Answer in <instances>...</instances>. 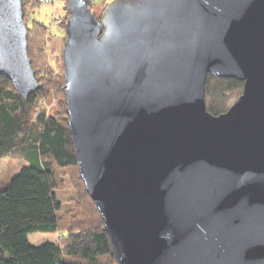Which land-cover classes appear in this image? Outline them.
<instances>
[{"label":"water","instance_id":"1","mask_svg":"<svg viewBox=\"0 0 264 264\" xmlns=\"http://www.w3.org/2000/svg\"><path fill=\"white\" fill-rule=\"evenodd\" d=\"M66 124L117 264H264V0H64ZM0 75L38 89L21 0ZM243 82L219 115L208 76Z\"/></svg>","mask_w":264,"mask_h":264},{"label":"trees","instance_id":"2","mask_svg":"<svg viewBox=\"0 0 264 264\" xmlns=\"http://www.w3.org/2000/svg\"><path fill=\"white\" fill-rule=\"evenodd\" d=\"M26 2L32 9L41 4L38 0H21L23 16ZM65 10V18L57 20L63 31L68 17L66 5ZM24 23L27 53L32 61L33 41L45 35L47 28L37 21L31 27ZM32 69L38 89L27 98L0 75V158L17 155L27 163L0 185V264H117L102 219L79 177L66 124L63 77L54 76L49 67ZM242 87V81L209 75L205 83L206 110L212 115L225 112ZM44 96L56 101L50 113L38 106ZM64 173L77 188L73 204L65 212L56 194ZM36 232L65 234L60 242L33 245L28 235Z\"/></svg>","mask_w":264,"mask_h":264},{"label":"rangeland","instance_id":"3","mask_svg":"<svg viewBox=\"0 0 264 264\" xmlns=\"http://www.w3.org/2000/svg\"><path fill=\"white\" fill-rule=\"evenodd\" d=\"M109 1L110 0H93L92 4L88 7L96 17H100L103 8ZM24 12L25 15L23 16V22L25 20L29 27H31L34 21H37L47 28V33L45 35L43 34L44 36H38L36 37L37 39L33 41L34 61L30 60L31 68H35V70L38 71V68L42 70V67L44 66L47 68L49 67L53 71L54 76L63 77L64 70L61 53L66 33L63 31V27L57 25V20L58 18H65L66 16L64 0H54L51 3H41L36 9H32L30 3L26 2ZM33 35L32 32L31 37ZM42 39L43 43L40 42ZM38 106L45 107L50 113L51 110H54L56 107V101L53 97L44 96L39 99ZM23 165H27V163L17 155L0 158V185L9 181L14 175H16ZM64 174L65 176L60 178L61 183H59L56 188V194L62 203L65 212L70 210L73 204V201L71 200L76 197L77 188L72 182L71 177L66 173ZM64 226L66 227L65 224ZM63 234L65 233L36 232L29 234L28 240L33 245H38L44 241L60 242V236H63Z\"/></svg>","mask_w":264,"mask_h":264},{"label":"built area","instance_id":"4","mask_svg":"<svg viewBox=\"0 0 264 264\" xmlns=\"http://www.w3.org/2000/svg\"><path fill=\"white\" fill-rule=\"evenodd\" d=\"M40 3H51L54 0H38Z\"/></svg>","mask_w":264,"mask_h":264}]
</instances>
